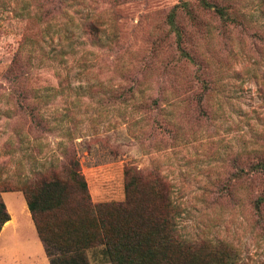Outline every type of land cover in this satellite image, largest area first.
<instances>
[{
	"label": "rangeland",
	"instance_id": "obj_1",
	"mask_svg": "<svg viewBox=\"0 0 264 264\" xmlns=\"http://www.w3.org/2000/svg\"><path fill=\"white\" fill-rule=\"evenodd\" d=\"M182 1L202 21L191 25L179 13L186 48L225 70L204 108L197 106L196 67L179 55L166 24ZM198 1L78 0L77 14L71 7L66 15L55 0H0V196L13 222L0 232V264H50L18 188L67 141L58 128L35 125L32 92L21 93L4 77L20 42L33 57L28 87L51 89L42 114L76 129L75 150L93 202L124 199L125 167L157 169L171 184L183 237L227 243L239 263L264 264V201L256 202L264 173H253L242 159L245 147L264 149L261 0H211L245 12L253 22L247 30L222 25ZM69 14L87 16L101 43L113 47L95 44ZM121 91L133 95L110 97ZM88 256L89 264H110L100 247Z\"/></svg>",
	"mask_w": 264,
	"mask_h": 264
},
{
	"label": "trees",
	"instance_id": "obj_2",
	"mask_svg": "<svg viewBox=\"0 0 264 264\" xmlns=\"http://www.w3.org/2000/svg\"><path fill=\"white\" fill-rule=\"evenodd\" d=\"M75 2L78 0H55L54 3L67 15L71 7L73 13L77 14ZM197 5L201 10L211 11L224 26L247 30L253 25L245 12L225 1L199 0ZM261 5L264 14V0H261ZM179 13L186 15L191 25H199L202 21L187 1L174 5L166 15V24L175 35L179 55L196 67V78L201 89L196 97L197 106L204 108L211 93L220 84L219 76L225 70L222 65L211 67L208 59L200 58L186 48L185 31L178 22ZM72 15L69 14L71 22L79 20L91 41L113 47L112 42L101 43L97 25L87 16L81 15L75 19V15L73 18ZM32 60L31 50L20 42L4 77L21 93L32 92L34 99L30 110L35 125L49 132L58 128L67 140L60 141L58 156H52L47 165L35 170L33 176L18 188L23 193L36 234L43 243L50 264H89L88 250L98 247L110 264H241L236 250L227 243L212 244L207 239H191L181 235L178 228L180 208L171 197L172 189L167 177L157 169L141 171L125 167L124 199L93 202L80 171L74 145L75 127H63L62 117L49 120L42 114V108L48 107L52 100L48 93L50 87H28ZM60 86L59 92L63 95L67 86L63 83ZM92 87L88 92L92 93ZM115 93H111L110 97L125 99L133 95L123 91L118 95ZM161 111L167 121L174 125L170 119L171 111L165 108ZM74 122L71 118V124ZM242 153L245 166L253 173H264V149L245 147ZM256 200L257 203L264 201V194ZM9 219L0 196V231Z\"/></svg>",
	"mask_w": 264,
	"mask_h": 264
},
{
	"label": "crops",
	"instance_id": "obj_3",
	"mask_svg": "<svg viewBox=\"0 0 264 264\" xmlns=\"http://www.w3.org/2000/svg\"><path fill=\"white\" fill-rule=\"evenodd\" d=\"M11 223H13L11 220H8L4 225H3V227L2 228H5V227H7L9 224H11ZM2 230V229H1ZM1 232V231H0Z\"/></svg>",
	"mask_w": 264,
	"mask_h": 264
}]
</instances>
